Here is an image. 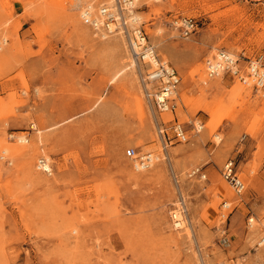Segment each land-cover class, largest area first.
I'll use <instances>...</instances> for the list:
<instances>
[{"label":"rangeland","instance_id":"rangeland-1","mask_svg":"<svg viewBox=\"0 0 264 264\" xmlns=\"http://www.w3.org/2000/svg\"><path fill=\"white\" fill-rule=\"evenodd\" d=\"M133 1L134 30L180 78L173 114L128 38L103 39L76 9L117 8L129 27L123 0H0V264H264V90L205 72L218 51L264 57V0ZM129 149L151 167L135 171ZM229 160L241 195L222 179Z\"/></svg>","mask_w":264,"mask_h":264},{"label":"built area","instance_id":"built-area-1","mask_svg":"<svg viewBox=\"0 0 264 264\" xmlns=\"http://www.w3.org/2000/svg\"><path fill=\"white\" fill-rule=\"evenodd\" d=\"M130 2L131 0H128L124 3L126 4ZM117 4L120 5V0H117ZM115 14L116 12L113 11V9L105 6H101L99 9L96 11L93 10L92 12L85 8L81 13V19L83 23L88 25L94 32L110 35L120 30L125 37L131 39L127 23L123 21L122 18H119V16L118 18L114 17ZM177 24L178 22L175 23L176 26ZM177 28L182 30V35L184 37H187L188 35L196 32L198 25L192 19H185L180 22V25ZM135 33H137V35H134ZM132 34L134 38L132 43L136 44V46L140 49L139 54H134L133 52L136 60L145 65H147V62H150L149 60H151V62H157L156 66H154L155 68L147 65L149 70L146 73V82L153 85L156 89L151 98L160 112H174L175 105L173 104V95L180 84V78L175 70L168 65V63L165 64L164 61L159 58L154 47L148 44L146 35L141 30L135 29ZM146 51L148 52L146 53ZM145 58H148L149 60ZM214 58L215 60L216 58L218 59L216 63H214L211 59H208L205 63L209 79L218 78L219 72H221L222 75L226 74L244 86H248L247 84L250 83L251 88L255 91L258 89L264 90L263 56L245 59V64L243 66L240 65V60L238 58L233 61L225 51H218ZM148 98H150V96H148ZM171 128L174 138L177 141L183 143L187 140L186 133L180 124L175 123ZM126 157L131 160H136L140 166L146 164L145 167H143L144 170L149 168L148 161L146 159L142 160L134 149L127 150ZM145 157H147V155H145ZM36 170L46 176H51L52 174L51 165L44 159L38 160ZM221 175L222 179L230 186L235 195H241L244 192V184L239 178L238 168L232 160L225 163L222 168ZM189 176L192 178L197 177L200 180H206V175L200 168L193 169ZM252 222L253 218L248 220L249 226H251Z\"/></svg>","mask_w":264,"mask_h":264},{"label":"bare ground","instance_id":"bare-ground-1","mask_svg":"<svg viewBox=\"0 0 264 264\" xmlns=\"http://www.w3.org/2000/svg\"><path fill=\"white\" fill-rule=\"evenodd\" d=\"M124 2H127L128 0H123ZM134 2L135 1H131L130 3H126L124 6L128 9V11H129V14H132V12L130 11V9L128 8V7H134ZM85 2H82V3H80L79 5H77L76 6V9L77 10H81V12L83 11L82 9L83 8H86V9H88V10H90L91 12L93 11V10H95L94 8H93V5L91 4V3H89V2H86L85 4H84ZM117 4V0H114V2H113V6H115ZM81 5H83V6H85V7H82ZM113 6H111V7H113ZM112 9V8H111ZM113 11H115L116 12V14L114 15V17H116V18H118V16H119V18H121L120 17V14L117 12V9L115 8ZM80 13V12H79ZM83 14H84V12H83ZM80 16V15H79ZM133 16V17H132ZM131 19H130V25H129V28H130V32H134V26L136 27V26H139L140 25V21H141V19L139 18V17H134V15L132 14L131 16ZM119 20V19H118ZM138 28V27H137ZM130 34V33H129ZM134 35H137V33H135ZM103 39H106L108 36L107 35H105V34H102V36H101ZM133 37H131V39H129L128 38V40H129V47H130V50L132 51V55H131V53H130V55H131V63H132V65L131 66H133V67H138L139 66V62H137L136 61V57H135V55H133V52H134V54H139V48L136 46V44H134V43H132L133 42ZM142 43H143V41H142ZM148 51H146V53H147ZM215 55L216 54H214V55H212V57L213 58H210L212 61H214V63H216L217 61H218V59L216 58V60H215ZM229 55V57L234 61L235 59H237L235 56H233L232 54H228ZM145 59H148V58H145ZM149 60V59H148ZM150 62H147V65L150 67V66H152V68H155L154 66H156V63L157 62H155V61H152L151 62V60H149ZM205 72H206V74H207V70H206V68H205ZM221 75H222V73L221 72H219V77H221ZM144 79H146L145 77H144ZM144 79H143V82H144ZM240 85H242V84H240ZM248 86H246V87H249L250 86V88H251V85H250V83H248L247 84ZM244 86V85H243ZM253 89V88H252ZM257 91H261L260 89H258ZM177 94V92L175 91V93H174V95H173V97H175V95ZM162 98V97H161ZM173 104L175 105V103L173 102ZM175 108H176V105H175ZM168 113V112H167ZM169 113H171V114H173V112H169ZM195 129H197V131H201L202 129H203V125L202 124H200V123H197V126H196V128ZM216 139H219V137H216ZM17 142L19 143V144H21V145H24V144H27L28 143V140L26 139V138H22V137H20V138H17ZM141 157V159L143 160V159H146L147 161H148V167H151L150 165H152V162H153V160H152V158H151V156L150 155H147V157H145V155H143V156H140ZM40 159H44V160H46L47 162H48V164H50L49 163V160L48 159H45V158H40ZM38 162V161H37ZM37 164V163H36ZM145 165L146 164H143V165H141L140 166V164H138L137 163V161L136 160H134V169H135V171H137V172H143V171H145L144 170V168L143 167H145ZM142 167V168H141ZM139 168H141V169H139ZM245 188V187H244ZM245 190V189H244ZM179 212V211H178ZM172 217H173V215H172ZM174 223H173V227H175L174 229H176V230H182L184 227V218H183V216H182V212H180V213H178V214H176L175 216H174ZM254 222H252L251 223V228H253L254 227ZM261 241L264 243V236L261 238Z\"/></svg>","mask_w":264,"mask_h":264}]
</instances>
